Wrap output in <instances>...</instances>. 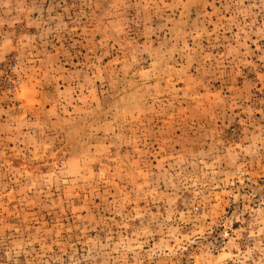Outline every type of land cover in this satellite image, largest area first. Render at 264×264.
I'll use <instances>...</instances> for the list:
<instances>
[{"label":"rangeland","instance_id":"obj_1","mask_svg":"<svg viewBox=\"0 0 264 264\" xmlns=\"http://www.w3.org/2000/svg\"><path fill=\"white\" fill-rule=\"evenodd\" d=\"M0 264H264V0H0Z\"/></svg>","mask_w":264,"mask_h":264}]
</instances>
